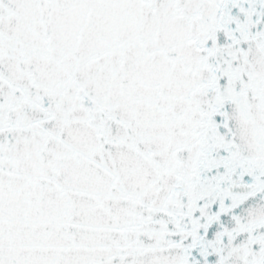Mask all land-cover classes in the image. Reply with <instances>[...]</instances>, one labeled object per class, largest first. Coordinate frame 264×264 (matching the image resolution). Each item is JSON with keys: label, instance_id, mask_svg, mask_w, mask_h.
<instances>
[{"label": "snow or ice", "instance_id": "obj_1", "mask_svg": "<svg viewBox=\"0 0 264 264\" xmlns=\"http://www.w3.org/2000/svg\"><path fill=\"white\" fill-rule=\"evenodd\" d=\"M0 264H264V0H0Z\"/></svg>", "mask_w": 264, "mask_h": 264}]
</instances>
